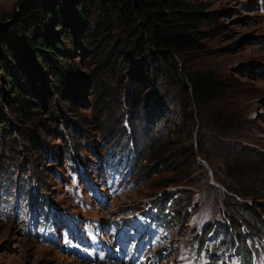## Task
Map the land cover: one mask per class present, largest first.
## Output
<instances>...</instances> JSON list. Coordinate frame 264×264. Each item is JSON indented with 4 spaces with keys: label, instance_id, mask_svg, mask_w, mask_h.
I'll return each instance as SVG.
<instances>
[{
    "label": "rangeland",
    "instance_id": "374dc122",
    "mask_svg": "<svg viewBox=\"0 0 264 264\" xmlns=\"http://www.w3.org/2000/svg\"><path fill=\"white\" fill-rule=\"evenodd\" d=\"M19 1L0 0V41L13 50L20 42L14 33L22 40L21 33L15 28L20 18V9L24 6ZM186 1L202 8L206 18L197 27L200 32L209 35L202 40V53L178 60V73L187 84L186 77L200 73L210 74L218 85H226L214 105L218 112L224 114V128L230 123V116L241 122L235 132H225L226 136L236 139L226 140L222 138L223 134L221 137L216 135L218 143L214 144L217 148L215 157L211 160L212 164L219 167V171L225 163L234 164L231 163L233 159L240 166L249 168L250 174L241 175L238 183L251 180L247 184L250 193L262 200L260 203H252L251 197H248L246 205L250 214L241 216L238 212L236 221L239 226L244 225L248 230L259 222L264 224V214L259 211V206L264 207V164H256L259 156L254 152H243L234 158L230 151L233 150L232 144L237 141L255 152H264V0ZM113 22V38L124 39V27L116 17ZM48 27L55 31L52 23ZM75 36L79 40L81 34L73 33L72 44H66L68 59L66 58L65 63L77 67L78 73L87 78L83 85L88 86L77 100L78 112H71L70 107L61 105L63 118L56 119V122H50L45 112H42L40 116L33 113L34 120L27 123L16 110L6 106L0 99V264H145L147 261L158 264H191L194 260L207 264V257L192 253L195 241L199 239L202 229L205 237L206 227L209 230L210 226L216 225L228 229L230 216L227 205H231V202L226 201L224 195L227 192L217 183L211 167L200 158L196 150L198 139L194 136L201 122L198 116L199 102L193 96L189 104L185 103L182 92L171 84L166 75L151 77L154 82L149 87L162 96L159 101L164 106L163 116L159 120H155L154 116L153 119L146 118V107L132 117L133 123L141 124L140 127L145 120L149 122V134L140 135L139 141L145 146L159 149V153L165 158L164 171L137 185L133 181H122L118 176L114 178L103 175L101 180H95H100L95 189L93 178L106 173L107 169L97 170V165L92 164L93 157L85 155L87 172L83 177L85 180L87 177L89 179L79 187L78 174L72 171L74 164L65 156L68 149H64L56 131L67 124L81 127L86 132L84 136L74 135V142L79 145L81 153L84 147L88 149V145L85 146L86 139L91 146L98 148V152L107 148L111 140H114L111 137L121 132L125 125L128 111L120 104L125 91L123 89L119 93V88L125 85V77L130 71L123 66L117 67L116 61L110 56L112 44L101 49L98 45L92 47L85 42L76 41ZM46 78L49 79L48 76ZM5 86L6 74L0 67V95L12 98ZM95 90L99 95H94ZM148 92L149 89L146 93ZM187 116H192V119L184 125ZM61 121L67 124H62ZM201 123L200 132L213 135L209 126L205 122ZM155 124L157 128L153 129ZM71 126L67 127L68 131H71ZM171 126H175L177 135ZM29 132L36 137L41 150H34L25 142ZM169 138L173 142L170 147L166 144ZM125 139L124 136L123 141ZM191 148L193 152H190ZM53 150L56 155H53ZM197 162L203 163L208 176L203 180L204 183L215 189L200 187L203 182H199V179L205 177L203 172L201 175L197 171ZM192 178L198 182H192ZM82 182L83 180L78 183ZM113 182L121 185L120 193L113 191ZM164 185L168 187L163 188ZM97 193L100 194L101 203L97 201ZM39 195L44 197L47 204L50 203L53 213L63 217H81L80 222L95 229L96 235L86 233L84 228H80L76 234L72 229L69 235L67 231L62 232L66 226L70 228L72 219L68 224L65 219H58L56 223L51 221L45 226L48 216L34 202L35 199H41ZM154 200H158L159 206L166 204L170 207L171 234L159 235L166 251L157 245L142 254L134 248L126 251L124 246L125 251L121 252L119 238L122 236V240L125 237L128 239L139 229L143 218H136V214L121 218L118 216L126 211H139ZM83 205L89 208L85 207V210ZM174 205L181 208L179 221L175 218ZM119 219L124 220H120L115 227L114 223ZM40 226L43 227L39 229V233L35 232L33 228L38 229ZM54 228L58 229V234L54 232ZM42 230L46 232L45 238ZM227 233L231 234L230 229ZM217 234L218 240L223 237V232L219 231ZM232 236L235 239L234 233ZM253 238L255 243L250 244L251 248L261 247L259 237ZM138 245L139 249H145L141 243ZM222 249L221 246L219 251ZM224 250L220 256L223 262L229 255L227 246ZM257 251L261 252L255 263L261 264L264 262L263 247ZM228 261L227 264H235L232 257Z\"/></svg>",
    "mask_w": 264,
    "mask_h": 264
},
{
    "label": "trees",
    "instance_id": "16d2710c",
    "mask_svg": "<svg viewBox=\"0 0 264 264\" xmlns=\"http://www.w3.org/2000/svg\"><path fill=\"white\" fill-rule=\"evenodd\" d=\"M20 3H24L20 9V12L24 13H20L15 28L21 33L22 40L17 33H14L17 35L15 37L20 39L14 50L11 46L8 47L6 43L0 41V67L6 74L5 87L13 96L7 98L0 95V99L5 102L6 106L16 110L25 120L23 121L27 123L34 120L32 119L33 113L40 116L42 112H45V116L50 122H56V119L63 118L61 105L70 107L71 112H78L77 100L82 96L83 89L88 86L83 85L87 78L78 73L77 67L65 63L66 58L68 59L66 44H72L73 33L77 32L81 36L79 40L75 36V40L85 42L89 46L98 45V48L104 49L112 44L110 47L111 58L116 61L117 67L123 66L130 72L125 77V85H121L119 88V93L123 89L125 91L120 103L124 106V110L128 111L125 125L121 128V132L111 137L114 139L111 140V144L101 150L111 156L110 150L119 147L123 142V137L127 136V132L131 129L134 130L131 131L132 134L135 132L133 135L138 139L140 135L147 136L149 134L148 121L145 120L142 127H140L141 124L133 123V117L141 108L147 107L146 118L153 119L154 116L155 120L161 119L164 106L159 100L162 96L149 86H152L154 82L151 77L166 75L171 84L182 92L185 103L189 104L193 96L196 98L199 102V120L205 122L213 133V135L202 134L200 132L202 123L200 122L194 137L198 139L196 148L198 155L209 164L217 183L222 185L227 192L224 195L226 201L231 202V205H227L230 216L228 229L231 234L227 233L226 227L216 226V228L223 232L226 242L239 245L238 253L248 263L250 252L246 241L249 238L254 240L253 237L257 236L264 248V224L259 222L247 230L244 225L239 226L236 220L238 212L241 216L250 214L246 205L248 197H251L252 203H260L262 199L258 197L256 199V195L250 193L247 184L251 180L246 183H238L241 181V175L250 174L247 166H240L233 159L231 163L234 164L225 163L219 171V167L212 164L211 160L215 157L217 148V145H214L218 143L216 135L221 137L223 134L222 138L226 140L236 139L226 136L225 132H235L241 121L237 122L234 116H230V123L224 128L225 119L222 117L224 114L218 112V108L214 105L220 99L218 97L223 94L226 85H218L210 74L200 73L186 77L187 84L178 73V60H182L185 56L202 53L204 49L202 40L209 34L200 32L197 27L198 23L206 18L201 11L202 8L186 0H20ZM114 17L124 27V39L113 38ZM51 23L55 25V31L49 29L48 26ZM96 93L95 90L94 95ZM97 95L99 94L97 93ZM191 119L192 116H187L184 125ZM64 121L60 123L63 124ZM67 125L57 129V138L63 144L64 149H68L65 156H68V160L74 164L72 171L76 170L79 173L80 170L76 165L86 163L85 155L98 158V148L89 147L90 142L86 139V144H84L88 145L90 150L84 147L81 153L74 138L75 136H84L86 132L81 127ZM69 126L72 127L71 131L67 129ZM155 128H157L156 124L153 125V129ZM170 128H173L174 134L177 135L175 126ZM139 132L141 133L139 134ZM29 133L25 142L32 149L41 150L36 137H33V133ZM116 135L118 137H115ZM171 143L173 142L169 138L166 144L170 147ZM232 146L233 150L230 152L234 158L243 152L246 154L254 152L259 156L256 164H264V152H255L254 149L241 146L237 141ZM190 152H193V148ZM157 153L158 155L155 156ZM54 154L57 153L53 150ZM164 162L165 158L162 153H159V149L144 145L143 148L137 150V158L133 170H131L132 178L138 183L150 180L153 176L164 171ZM196 165L199 174L202 175L203 172L205 177L199 179V182H203L200 187L206 186L205 188L215 189L204 183L208 176L205 174L203 163L197 162ZM191 181L198 182L193 178ZM167 187L168 185H164L163 188ZM39 197L41 196L39 195ZM41 199L38 198V202L45 204V199L43 197ZM174 209L176 211L174 212L175 218L179 221L181 208L174 205ZM259 211L264 214V207L259 206ZM212 230L211 226L206 233L209 234ZM233 233L235 239L232 238Z\"/></svg>",
    "mask_w": 264,
    "mask_h": 264
},
{
    "label": "bare ground",
    "instance_id": "6f19581e",
    "mask_svg": "<svg viewBox=\"0 0 264 264\" xmlns=\"http://www.w3.org/2000/svg\"><path fill=\"white\" fill-rule=\"evenodd\" d=\"M129 128H130V127H129ZM131 131H132V129L130 130V132H131ZM133 131H134V130H133ZM133 131H132V132H133ZM133 134H135V132H134ZM90 144H91V143H90ZM90 146H91V145H89V147H90ZM89 147H88V149L90 150V148H89Z\"/></svg>",
    "mask_w": 264,
    "mask_h": 264
}]
</instances>
